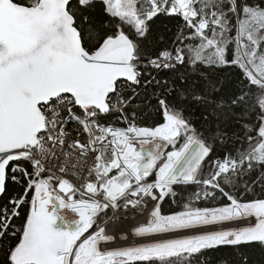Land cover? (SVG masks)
Instances as JSON below:
<instances>
[{"label": "snow or ice", "instance_id": "snow-or-ice-1", "mask_svg": "<svg viewBox=\"0 0 264 264\" xmlns=\"http://www.w3.org/2000/svg\"><path fill=\"white\" fill-rule=\"evenodd\" d=\"M121 211L145 222L110 230ZM253 252L264 0H0V264Z\"/></svg>", "mask_w": 264, "mask_h": 264}, {"label": "built area", "instance_id": "built-area-1", "mask_svg": "<svg viewBox=\"0 0 264 264\" xmlns=\"http://www.w3.org/2000/svg\"><path fill=\"white\" fill-rule=\"evenodd\" d=\"M89 162H91L92 158L87 157ZM78 198V197H77ZM145 222V217L143 215L135 216L132 215L130 217H125L123 211H121L117 217H114L112 221H110V230L112 231H120L122 233H128L131 227L139 226ZM131 243H135V238L129 237ZM121 245L128 246V242L123 240L120 241Z\"/></svg>", "mask_w": 264, "mask_h": 264}, {"label": "trees", "instance_id": "trees-1", "mask_svg": "<svg viewBox=\"0 0 264 264\" xmlns=\"http://www.w3.org/2000/svg\"><path fill=\"white\" fill-rule=\"evenodd\" d=\"M153 123V120L150 119L147 121L148 125H151ZM165 212H171L176 209V205L165 203L164 206ZM111 215V213H109ZM224 255H227V253H224ZM252 260L255 262V264H261V261H264V256H262L259 252H253L251 253Z\"/></svg>", "mask_w": 264, "mask_h": 264}, {"label": "rangeland", "instance_id": "rangeland-1", "mask_svg": "<svg viewBox=\"0 0 264 264\" xmlns=\"http://www.w3.org/2000/svg\"><path fill=\"white\" fill-rule=\"evenodd\" d=\"M62 215H65L67 219L71 220L77 218L74 213H72L69 209H63Z\"/></svg>", "mask_w": 264, "mask_h": 264}]
</instances>
